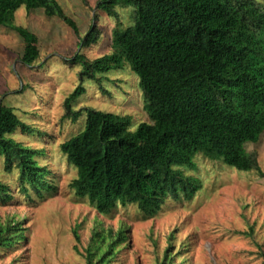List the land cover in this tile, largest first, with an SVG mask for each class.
Here are the masks:
<instances>
[{"label":"trees","instance_id":"16d2710c","mask_svg":"<svg viewBox=\"0 0 264 264\" xmlns=\"http://www.w3.org/2000/svg\"><path fill=\"white\" fill-rule=\"evenodd\" d=\"M131 6L132 23L123 26L115 5ZM41 8L56 16L79 37L76 22L56 0H0V26L16 31L24 46L21 61L39 55L37 36L12 23L18 7ZM97 8L116 20L111 51L88 60L77 52L80 80L99 82L111 70L128 65L151 123L128 128L126 116L72 109L80 83L64 99L65 117L76 121L86 110L81 129L62 141L60 151L76 169L70 186L98 213L135 205L142 218L155 216L167 200L191 198L200 179L194 175L197 156L218 160L237 170L263 177L256 155L245 143L256 142L264 130V4L259 0H98ZM94 21L96 16H94ZM93 23L81 47L98 40ZM30 133L11 107L0 104V157L5 171H17L18 189L27 197L44 198L55 190L50 171L37 158L44 152L8 135ZM0 181V199L11 197ZM45 191V192H44ZM20 221L0 223V251L24 238ZM119 230L109 241H91L83 251L86 264H111ZM77 239V235L75 234ZM77 249V246L74 245ZM166 250L158 264H178Z\"/></svg>","mask_w":264,"mask_h":264},{"label":"rangeland","instance_id":"374dc122","mask_svg":"<svg viewBox=\"0 0 264 264\" xmlns=\"http://www.w3.org/2000/svg\"><path fill=\"white\" fill-rule=\"evenodd\" d=\"M56 1L76 22L79 37L94 23L98 40L81 47L79 37L61 19L48 17L41 8L20 6L12 13V23L38 39L39 55L27 65L21 61V36L0 26V104L11 107L32 129L30 133L17 129L8 136L43 150L36 158L49 169L55 186L44 198L27 197L17 188V171H5L0 157V181L10 185L11 194L0 199V223L20 221L25 227L24 238L0 251V264H86L81 253L92 237L109 241V235L114 237L119 230L111 264H158L166 250L178 264H264V176L253 170L197 156L198 190L188 199L167 200L149 218H142L135 205L120 206L111 216L100 214L75 193L70 182L76 169L59 145L76 134L86 118L84 109L76 121L64 116V99L77 85L81 83L84 91L71 102L74 110L92 108L126 116L131 131L151 120L138 78L128 65L97 82L80 80L81 64L70 63L77 52L88 60L110 52L115 18L97 8L98 0ZM115 9L123 26L132 23L131 6L116 3ZM245 149L255 153L264 172V130L256 142L245 143Z\"/></svg>","mask_w":264,"mask_h":264}]
</instances>
